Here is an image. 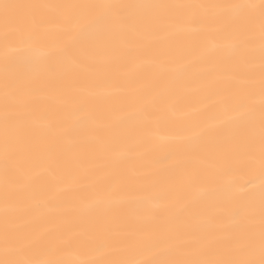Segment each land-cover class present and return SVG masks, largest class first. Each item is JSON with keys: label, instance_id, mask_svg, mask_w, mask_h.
<instances>
[{"label": "snow or ice", "instance_id": "snow-or-ice-1", "mask_svg": "<svg viewBox=\"0 0 264 264\" xmlns=\"http://www.w3.org/2000/svg\"><path fill=\"white\" fill-rule=\"evenodd\" d=\"M0 264H264V0H0Z\"/></svg>", "mask_w": 264, "mask_h": 264}, {"label": "bare ground", "instance_id": "bare-ground-1", "mask_svg": "<svg viewBox=\"0 0 264 264\" xmlns=\"http://www.w3.org/2000/svg\"><path fill=\"white\" fill-rule=\"evenodd\" d=\"M194 118V117H193Z\"/></svg>", "mask_w": 264, "mask_h": 264}]
</instances>
